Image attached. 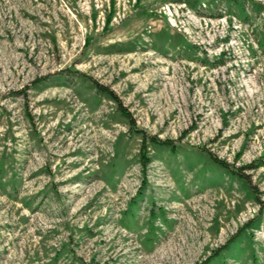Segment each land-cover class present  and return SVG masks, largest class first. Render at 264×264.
<instances>
[{
  "label": "rangeland",
  "instance_id": "1",
  "mask_svg": "<svg viewBox=\"0 0 264 264\" xmlns=\"http://www.w3.org/2000/svg\"><path fill=\"white\" fill-rule=\"evenodd\" d=\"M255 1L0 0V264H264Z\"/></svg>",
  "mask_w": 264,
  "mask_h": 264
},
{
  "label": "trees",
  "instance_id": "2",
  "mask_svg": "<svg viewBox=\"0 0 264 264\" xmlns=\"http://www.w3.org/2000/svg\"><path fill=\"white\" fill-rule=\"evenodd\" d=\"M232 3H234L236 6H239L243 11H244V18L245 19H249L250 17H252V20L255 18V15L257 17H260L261 16V9L259 8L258 6V3L257 1L255 0H252L251 1V4H250V10H247L246 9V1L244 0H230ZM252 31H253V35L254 37H256V42H257V45L258 47H260L262 50H264V15L262 17V23L261 24H258L256 26H254V28H252ZM94 86L96 88L97 91H101L103 93H106L111 99L115 100V101H119V98L117 97V95L114 93V91L112 89H110L109 87H106L105 85H103L102 83H99V82H96L94 81ZM121 110H122V113L128 117V119L132 120L129 112L123 108V107H120ZM150 140L154 143V144H160V145H164V146H172L174 145L173 143L170 144V142L168 140H164V139H160V138H156L155 136H151ZM173 148V147H171ZM213 160L215 162H217L219 165H221L222 167H225V169L227 170V163H225L224 161L220 160V159H217L213 156ZM260 165H264V159L262 158H258L255 162H252V163H248L244 166H260ZM231 172H235L236 174L239 175L240 178L242 179H246L245 178V174L242 173V171L239 169V171H233L231 170ZM252 223V220L248 221L245 225L248 226ZM244 227V228H245ZM242 228V229H244ZM241 231V230H240ZM237 232V234L235 235H232L230 237V239L225 243V244H228L230 241H232L239 233ZM224 245H221L220 247H218L216 250H214L212 252L211 255H208V257L206 259H204L201 263L199 264H207L208 261L214 257V255L216 254V252H218L220 250V248H223ZM198 264V263H197Z\"/></svg>",
  "mask_w": 264,
  "mask_h": 264
}]
</instances>
